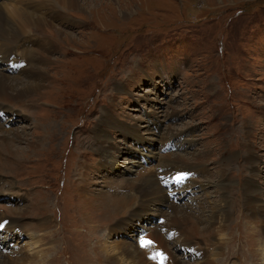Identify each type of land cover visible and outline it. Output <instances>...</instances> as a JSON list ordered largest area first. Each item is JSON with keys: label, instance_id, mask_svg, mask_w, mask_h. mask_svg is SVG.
<instances>
[{"label": "rangeland", "instance_id": "1", "mask_svg": "<svg viewBox=\"0 0 264 264\" xmlns=\"http://www.w3.org/2000/svg\"><path fill=\"white\" fill-rule=\"evenodd\" d=\"M145 1L118 3L123 12L104 13L94 4L69 14L68 22L47 19L72 39L55 37L48 26L25 35L48 38L57 49L41 67L47 76L39 91L0 116L7 130L24 127L28 139L45 141L39 151L13 143L29 152L0 168V220L10 219L0 229V243L7 241L0 244L1 264H156L133 248L149 220L166 219L168 209L150 206L121 225L116 210L125 209L111 202L123 201L126 184L141 172L133 169H147L150 151L163 153L159 141L168 139L182 149L167 153L206 170L186 188L199 199L177 196L175 206L198 211L201 228L224 196L231 207L228 231L211 232L208 248L197 240L204 258L194 260L170 241L174 255L195 264L222 242L217 264H264L263 219L238 205L246 190L264 216V0ZM1 3L20 14V0ZM13 55L21 58L13 52L8 66L0 64L2 75H21Z\"/></svg>", "mask_w": 264, "mask_h": 264}, {"label": "bare ground", "instance_id": "2", "mask_svg": "<svg viewBox=\"0 0 264 264\" xmlns=\"http://www.w3.org/2000/svg\"><path fill=\"white\" fill-rule=\"evenodd\" d=\"M20 1L22 3H18V6H20V14H18L17 10L13 8H11L12 10L9 11L7 4L4 5V3H1L0 5V64H5L7 66L8 57L15 51L18 52L21 59L26 63V66L19 72L21 75L16 74L8 76L2 75L0 73V104L2 106L0 108V115H3L6 111H8L7 105H13L14 103V105H17L21 103L20 98L26 99L31 94L37 93L39 91L41 88V83L45 81L47 76L42 71L41 67L50 63V52L57 49L56 44L52 43L48 38L44 39L46 40V43H42L41 40H36L32 36H25L26 34H29L28 32L30 27L44 29L45 26H48L49 30L52 31L55 37H63L64 39H68L71 37L69 33L63 32L61 29L54 26L53 23L48 21L53 20L54 17L60 21L68 22L70 20L68 16L69 14L73 15L72 12L76 11L77 9L83 10V7H91V5L94 4L100 6V9L103 11L107 10L104 13L108 14H110L109 11H111V13L113 12V7H120L118 3L125 7L129 6L127 4V0H111L118 2H116L117 4L115 5L111 3H104L105 1L102 0H91L90 3H88L87 0ZM82 1H84L85 4H80ZM9 6L13 7L11 5ZM118 10L120 11V9ZM120 12H123V10L121 9ZM49 15H52V17H48ZM31 38L34 39L32 40ZM22 45L25 47L22 48ZM5 54L7 55L6 58L4 57ZM45 130L46 129L42 128V133H46ZM145 132L148 135H152L149 130H146ZM35 133L36 131L33 132V134ZM27 135L28 133L24 127H21L20 131H11L10 129L7 130L0 124V153H3V157L0 155V168L9 166V163H17L20 159L18 155L19 153L23 155V153L27 154L29 152V150H24L23 148L17 147L14 150L13 143L23 141L26 149L34 148L38 151L45 148L44 140H36L35 137L28 139L29 137H27ZM95 138H97V135ZM139 138L141 140L144 137L140 136ZM146 138L150 142L154 141V139H150L149 137ZM161 141H159L158 150L163 153H158V155H156L155 152L150 151L151 157L154 159L153 163L149 164L147 169L139 167L140 165H136V168H139V170H133L136 172L141 170V172H138L137 174L135 173V179L133 181L130 179V181L126 184L128 187L127 195L123 197V201L113 200L111 203L116 209H125L124 211L116 210L118 212V216L121 217L119 220L121 225L134 217H139L140 214H143L144 210L146 211L150 206L162 204L168 209L169 212L166 219L163 215H160L156 221L149 220V225L147 226L146 230H143L142 232L143 235L139 236L135 240L136 242L140 237L143 238L146 234V237H144L143 240L151 241V244L147 248L140 247L141 240L136 242L133 248L135 253L134 255H137L140 260L148 259L149 261H153L156 264H185L174 255V250L167 245V243L170 241H174L178 244V246H184L186 252L190 253L194 260H201V258H204V251L200 250V244L197 240L202 241L201 247L208 248V239L211 232L223 233V231H228L230 226L226 222L230 220L228 215L231 213V207L228 204L227 198L224 196L216 205L215 212L211 214L209 225L204 228L199 226V220L197 217L199 214L198 211H193L186 207L177 208L175 205L179 204L174 203V200L171 201V198L166 194L167 190L162 187V185H167L169 182L175 181L177 176H184L185 179L182 181V187L179 188L181 191L177 192L179 199L183 200L191 195L190 199L193 198L198 200L199 198L194 196L191 190L188 191L187 189L190 184L195 181L194 176H204L206 174V170H204V168H202L201 165L194 159H187V156L169 154L167 151L161 150L166 148L165 144L169 142V139L163 144H161ZM134 142L138 144L136 141ZM141 143H144V141L141 140ZM176 145L179 146L178 144ZM178 149H182V147L179 146ZM173 151H175V149ZM144 159V157L140 158L141 161ZM145 161L146 160H144V162ZM133 166L132 168H134ZM224 184L225 183L222 182V187L225 190L226 188ZM4 186V182L1 181L0 177V190ZM115 188L116 186L112 187L109 191L113 192ZM2 195L3 194L0 192V197ZM18 195L20 194H17V196ZM240 197V203H238L240 209L243 211H248L247 213L251 218L261 216L263 219L262 222H264V216L260 214L261 207L253 200L254 198L251 197V193H247L246 190H243V192L240 194ZM131 206H135V208L131 210ZM123 215H125V218ZM162 217L164 218L163 222ZM9 222L10 219L0 220V225L2 224V227H0L1 232L5 231V228ZM188 222L192 223L190 227H187ZM14 226L15 225L12 223L11 228ZM125 230L126 229H123L122 233H124ZM224 234L226 235V233ZM6 242V239H4V241H1L0 244H6ZM211 246L212 245H210V247ZM214 248L215 249L211 257L207 258V260L203 259L201 262H195V264L220 263L225 255L226 249L222 242L217 244ZM150 257L155 258L151 259ZM208 259L211 261H208ZM3 264H13V260L5 259ZM27 264H29V261Z\"/></svg>", "mask_w": 264, "mask_h": 264}, {"label": "snow or ice", "instance_id": "3", "mask_svg": "<svg viewBox=\"0 0 264 264\" xmlns=\"http://www.w3.org/2000/svg\"><path fill=\"white\" fill-rule=\"evenodd\" d=\"M183 179H185L184 176H177L175 178V182H177V183L182 182ZM150 244H151V241H145V240L141 239L140 247L141 248H147ZM157 255H161V254H157ZM150 258L154 259L155 257H150Z\"/></svg>", "mask_w": 264, "mask_h": 264}]
</instances>
